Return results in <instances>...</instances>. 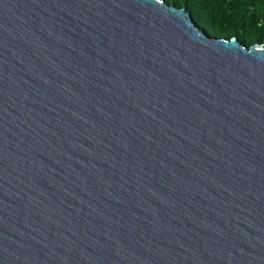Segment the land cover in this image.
Listing matches in <instances>:
<instances>
[{
    "label": "water",
    "instance_id": "obj_1",
    "mask_svg": "<svg viewBox=\"0 0 264 264\" xmlns=\"http://www.w3.org/2000/svg\"><path fill=\"white\" fill-rule=\"evenodd\" d=\"M0 264H264V46L0 0Z\"/></svg>",
    "mask_w": 264,
    "mask_h": 264
},
{
    "label": "trees",
    "instance_id": "obj_2",
    "mask_svg": "<svg viewBox=\"0 0 264 264\" xmlns=\"http://www.w3.org/2000/svg\"><path fill=\"white\" fill-rule=\"evenodd\" d=\"M165 2L175 8H184L191 16L194 25L198 24L207 30L216 29L218 33L228 32V40L233 39L240 32L244 34L250 32L253 36L256 29V38L252 37L251 41L245 39L243 45L249 48L259 42L264 46V35L258 37L259 31L264 34V0H165ZM249 5L255 7L254 13L250 15ZM244 8L247 9L242 13ZM224 10H229V13H223ZM255 19H257L256 23ZM259 20L263 22L257 27Z\"/></svg>",
    "mask_w": 264,
    "mask_h": 264
},
{
    "label": "flooded vegetation",
    "instance_id": "obj_3",
    "mask_svg": "<svg viewBox=\"0 0 264 264\" xmlns=\"http://www.w3.org/2000/svg\"><path fill=\"white\" fill-rule=\"evenodd\" d=\"M225 3V1L223 2V4ZM246 9L247 8H244L243 10H242V13H244V11H246ZM255 9V7L253 6V5H249V15L250 14H252V13H254V10ZM223 13H225V14H228L229 13V10H224L223 11ZM256 20L257 19H255L254 20V22L256 23ZM263 21L262 20H259V22L256 24V26L257 27H259L260 26V23H262ZM198 25V24H197ZM196 25V27L201 31V32H203V33H205V34H207L208 36H210L211 38H213V39H219V40H228V35H229V33L228 32H226V33H218V30H216V29H210V30H207L206 28H204V27H202V26H200V25H198L197 26ZM213 27H215L216 28V26L215 25H213ZM264 34H261V31H259V33H258V37H262ZM256 29H255V32H254V35L252 36L251 34H250V32L248 33H246V34H244L243 32H240L239 34H237L236 35V37H234L233 39H236L237 41H239L242 45H243V41L245 40V39H248L249 41H251L252 40V37H255L256 38ZM232 40V39H231ZM258 44H261V43H259V42H257ZM257 43H254V44H257ZM253 44V45H254Z\"/></svg>",
    "mask_w": 264,
    "mask_h": 264
}]
</instances>
